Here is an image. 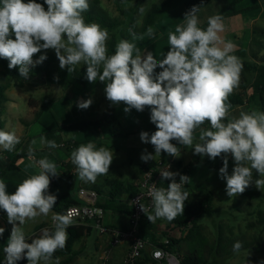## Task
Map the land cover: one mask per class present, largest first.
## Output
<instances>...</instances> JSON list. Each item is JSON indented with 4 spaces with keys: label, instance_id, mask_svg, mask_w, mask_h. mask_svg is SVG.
Returning <instances> with one entry per match:
<instances>
[{
    "label": "clouds",
    "instance_id": "9594fccd",
    "mask_svg": "<svg viewBox=\"0 0 264 264\" xmlns=\"http://www.w3.org/2000/svg\"><path fill=\"white\" fill-rule=\"evenodd\" d=\"M88 9V0H43V3L0 0V59L8 61L9 69L18 68L19 75L27 80L31 70L47 59L46 51L54 50L61 69L73 72L82 64L86 66L85 79L89 83H104L105 96L111 105L123 103L125 113L133 109L150 110V122L156 130L151 134L141 131L139 136L142 143L153 146L154 154L145 149L140 157L142 161L154 160L162 153L179 158L181 149L177 145H181L194 149L195 155L222 159L219 176L226 182L229 197L244 193L253 184L257 189L264 186V112L232 114L228 98L239 85L242 64L231 54L234 43L220 36L224 31L223 16H210L207 27L201 28L199 7L194 6L184 14V23L169 33L170 47L164 58L157 60L152 52L141 54L134 43L145 36L153 38L155 32L151 26L143 34L129 29L132 40L120 39L114 53L109 55L106 43L109 32L97 23L85 21L83 14ZM139 11L143 15L145 8L141 6ZM42 51L45 54L34 59ZM157 68L161 70L156 72ZM92 103L91 97L81 99L77 107L86 110ZM205 122L210 126L203 127ZM39 142L50 149L59 146L46 136H40ZM19 143L20 137L14 129H0V150L12 152ZM36 143L35 139L31 141L27 157L37 173L21 181L12 194L0 179V210L12 225L3 264H18L24 259L27 264H60V257L53 260L54 254L66 247L67 228L74 223L73 211L52 212L57 196L49 188L51 178L59 175L57 164L48 157L36 159L33 147ZM229 156L234 161L231 174ZM70 159L81 181L95 183L99 176L109 173L114 152L89 141L79 144ZM253 171L258 179L253 178ZM159 172L162 180L170 183L166 188L153 184L149 189L152 212L140 204L151 223L157 219L171 222L183 215L189 198L185 190L190 182L188 176L167 168ZM49 214L52 227L43 228L29 242L24 226ZM4 231L0 227V236ZM241 248L239 241L233 245L234 252Z\"/></svg>",
    "mask_w": 264,
    "mask_h": 264
},
{
    "label": "rangeland",
    "instance_id": "374dc122",
    "mask_svg": "<svg viewBox=\"0 0 264 264\" xmlns=\"http://www.w3.org/2000/svg\"><path fill=\"white\" fill-rule=\"evenodd\" d=\"M88 1L90 3H98L107 15L115 20L113 21L116 23V26L114 27L100 25L102 28H106L109 32V39L106 42L108 44V41L113 35L117 37V41L120 39L131 41L132 37L129 33V29H132V31L138 34V31H140L143 26V20L146 13L161 0H126V3L125 0ZM231 1L232 0H212L206 7L199 9L197 12L200 21L199 26L205 23L210 16H214L220 12ZM253 1L254 0H242L240 3L233 6V10L245 5H251L253 4ZM141 6L145 8L143 15H141L139 11ZM46 8L47 6H45V9ZM186 12H188V10L185 7V0H174L170 9L158 16L155 23L151 25L154 29L155 36L158 37V40L162 38L163 42V50L160 54H155L152 49L149 50L157 60L164 58L163 56L167 53L170 47L168 44V35L170 32H174L178 25L184 23L183 18ZM93 23L98 24L97 21ZM254 30L255 35H253V40L247 49L249 54H257L262 58L264 56V25L255 26ZM145 32L146 30L144 33ZM145 38H147V36H145ZM145 38L142 41H134L139 50L144 45L143 43L146 41ZM153 41L155 42L157 40L153 38ZM46 52L56 56L54 50H47ZM144 53L146 54V52H141V54ZM56 65L59 66L58 58ZM77 67L82 69L83 72V79L82 82H78L80 83L79 85H84L86 88H90L94 85H105L100 81L89 83L85 79L86 66L81 64L77 65ZM7 82L10 83V87L5 91L7 101L0 103V129H4L5 121L11 118H14V121H20L31 137L39 134L42 129L49 128L53 115L43 113L42 118H40L41 120L34 119V115L36 112L40 111V101L42 98H60L64 92V88L59 87L58 85H47L40 79H33L30 83L28 82L23 86H19L16 79L4 76L0 73V83L4 84ZM241 83L242 77L240 75L239 85L233 92H242ZM252 93V88H249L246 91V105L235 108V111L232 112L233 115L238 116L240 111L250 112L258 110L264 112V103H261V100L258 97L251 99L250 96H252ZM73 119L76 121L83 120V118L77 117L76 115L73 116ZM142 122L147 124L150 122V118L146 119L145 122L143 118ZM137 125L138 124L135 122L125 121L118 124V126L116 125V127H105L103 130L110 132L116 131L117 129L119 132H122L121 130L124 129V127L135 130ZM207 127L208 126H205V128ZM93 132L94 130L88 129L84 134H86L85 136H92ZM125 140L127 141V139H116L112 141L111 144L115 147H120L122 144L128 145ZM129 140L130 143H133L131 137H129ZM173 142L176 143V141ZM196 142H198V139ZM186 150H188V148ZM189 151H191L192 155L196 157L195 165L197 166L191 175V182L197 185L198 193L202 188L210 190L214 195V201L212 207L202 213L197 219L198 225H194L191 231L186 230V233L179 235L184 237V241L181 243V254L182 252L183 254H189L194 247L197 248L201 245L204 256L209 264H264V225L259 223V214L264 212V186L257 189L253 184L248 187L244 193L229 197L225 191L226 182L219 176V169L223 166L222 159L218 157L221 165L219 168H211L208 164L210 159L207 156L201 157L200 155H195L194 149H189ZM129 154L130 156L126 159L122 157L120 153L115 155V158L112 161L113 165H110L109 173L104 175L103 178H105V180L101 183L106 185L99 187L104 193L108 192L114 183L120 182L122 184H133L136 181L139 163L135 157V151H129ZM129 159L132 160V165L126 164ZM233 167L234 161L229 156V174H231ZM6 176L7 179L15 180V173L7 172ZM253 178H259L255 171H253ZM251 187H253L259 194L255 198L247 193V190ZM94 188L96 187L89 189L94 190ZM60 189L61 187H57L58 191ZM7 192L12 194L15 191ZM4 213L3 210H0V217L3 216ZM33 224L34 223L29 221L24 226L26 235L30 234V229ZM0 227L5 229L3 236H0V241L4 239V241L8 243L12 226L5 228L0 219ZM85 236L86 237L83 240H79L74 244L73 250L80 251L81 254L76 258L73 264H105L104 251H106L107 248L103 246L100 250L97 247L98 244L96 239L99 236V232L94 229L90 236ZM237 241L241 242V244L248 242L251 244V247L241 248L238 253L234 252L233 245ZM1 245L2 243L0 242V253L3 255ZM3 247H5V245ZM4 259L5 256H3L0 264H3ZM63 259H65V257H60V262Z\"/></svg>",
    "mask_w": 264,
    "mask_h": 264
},
{
    "label": "trees",
    "instance_id": "16d2710c",
    "mask_svg": "<svg viewBox=\"0 0 264 264\" xmlns=\"http://www.w3.org/2000/svg\"><path fill=\"white\" fill-rule=\"evenodd\" d=\"M27 1V0H25ZM97 1V0H96ZM212 0H185V7L190 11L194 6L199 7V9L206 7ZM242 0H232L227 6H225L220 12L216 15H222L223 18L241 14L252 10V7L243 8L240 10H233V6L237 3H240ZM38 3H43V0H37ZM89 2V1H88ZM174 0H161L157 5L152 7L144 16L143 26L141 30L138 31V34H143L144 31L151 25L155 23V20L163 12L170 9ZM47 6V5H45ZM85 21L87 23L98 22L99 25H107L109 27L116 26L115 20L111 19L107 13L98 5V3L89 2V9L84 14ZM208 21V20H207ZM207 21L203 23L200 27L206 28ZM255 32V31H254ZM14 38V37H13ZM118 43L117 37L113 35L108 41L107 48L108 54L111 55L115 51V45ZM45 54L44 52L38 53L34 56V59H38L39 55ZM239 58L242 64V70L240 75L242 77L241 88L242 92H232L228 98V102L232 105V111L240 106L246 105V91L249 88H252L253 93L250 96L251 99L258 97L261 100V103H264V56L261 58L257 54H249L247 48H240L231 53ZM47 59L40 65H37L30 72V78L25 80L19 75L18 68L9 69L8 61L5 59H0V73L4 76L14 78L18 81L19 86H23L30 81L40 79L47 85H58L63 88H68L75 83L82 82L83 72L82 69L76 66V70L73 72H68L67 69H61L56 65L57 57L51 53L46 52ZM161 69L157 68L155 71L159 72ZM58 77V80L55 79ZM35 82V81H34ZM33 82V83H34ZM10 87V83H0V103L7 101L5 91ZM55 101V99L50 97H44L40 101V111L36 112L35 119L38 120L42 117L45 109ZM117 118L114 111L108 112L107 114L96 117L92 119L82 120L68 126H58L55 129H45L42 132V136H46L48 140H55L56 143H60L58 134L61 131L65 130H74V131H85V130H100L105 127H110L116 122ZM210 126L207 122L203 125ZM58 144V143H57ZM75 146V142H65L62 144V147L71 148ZM17 148V145H16ZM16 150V149H15ZM7 152L0 150V177L4 176L7 172L14 171L16 169V164L19 160L27 157V150L24 148L18 149L16 152ZM46 150H52L46 146ZM37 152L35 151V154ZM35 158L37 156L35 155ZM154 163H148L141 167L140 172L144 167L152 166ZM216 168H219L221 165L218 162L213 164ZM212 166V167H213ZM75 182V180H74ZM73 182V184H74ZM95 191L101 197L98 200V205L101 206L106 214L112 213H123L129 215L132 213V207L129 205V200L138 192V186L132 183L122 184L120 182L114 183L108 190V195L105 198H102L103 190L100 188H94ZM50 192V190H49ZM51 193V192H50ZM194 189L193 193L189 195L188 200L185 201L184 213L183 215H178L173 221L169 222L166 219H159L160 222H165L166 228L162 230V234L158 235L156 232L155 223H151L147 216H145L140 225V235L141 238L147 242V246L155 248H164L173 253H177L181 256L182 260L187 264H209L202 247H194L189 254H181V243L184 241L183 236H178L173 234L175 231H178L180 234L186 232V230H192L193 226L198 225L197 219L207 211L213 204L214 195L210 190L204 188L199 190ZM247 193L253 198L257 197L259 194L253 188H249ZM57 201L55 207L52 209L55 213L64 214L65 210L72 206L81 204V202L75 199L70 192H66L61 195H56ZM259 223L264 225V212L259 214ZM45 225L41 224L37 228V231L42 229ZM93 231L92 228H85L84 226L80 227H70L67 228L68 240L66 247L63 250H57L54 254L55 257H65L60 264H73L76 258L81 254L80 251H74L73 246L75 242L80 240L82 237L89 235ZM39 235H35L37 237ZM30 238V239H32ZM29 239V242H31ZM168 240V243H166ZM146 246V249H147ZM6 247V246H5ZM4 247V248H5ZM251 244L248 242L242 243V248H249ZM143 250L142 257L135 264H154V260L151 256V253ZM5 256L4 249L3 255L0 253V261ZM18 264H27V260H21Z\"/></svg>",
    "mask_w": 264,
    "mask_h": 264
},
{
    "label": "crops",
    "instance_id": "0c3cea01",
    "mask_svg": "<svg viewBox=\"0 0 264 264\" xmlns=\"http://www.w3.org/2000/svg\"><path fill=\"white\" fill-rule=\"evenodd\" d=\"M247 7H252L253 9L247 12H243L241 14L232 15L224 18V31L220 33V36L225 41H231L234 43L235 48L233 51L240 48H249L253 40V35H255L254 27L259 25H264V0H254L253 4L245 5L243 7L236 8L235 10H240ZM153 38H155V40L157 41L154 42ZM153 38H148V37L145 38L146 41L143 43L144 45L141 47L140 52L147 53L149 52L150 49H152V51L155 54L158 53L160 54L162 52L163 50L162 38L159 40L157 36ZM79 84L80 83H75L74 85L68 88H64V92L60 98L53 97L55 101L51 103L45 109L44 112V114L47 113L53 115L52 122L50 123L51 125H49V128L47 129H55L58 126H68L76 122L82 121V120L76 121L75 119H73V116L75 115L77 117L83 118V120H87L96 117H101L107 114L108 112H111L112 110L114 111L115 116L117 118L116 122L112 125V127L114 126L116 127V125L118 126V124L123 123L125 121L135 122L138 125L135 130H132L128 127H124V129L121 130L122 132H119L117 129L116 131L107 132L104 131L102 128L100 130L94 131L92 136H85L86 134L84 133L86 130L74 131L69 129V130L61 131L58 134L60 143L59 142L57 143L59 146L52 150H46V145H42L39 142V137L42 136L41 134L45 129H42L41 132H39V134L31 137L30 134L26 132L23 124H21L20 121H14V118L6 120L4 123V129L5 130L15 129L16 134L20 137V143L17 144V148L15 152L18 149H22V148L27 150L31 141L35 139L37 143L33 147L37 152L35 154L37 158L40 159L43 157H48L50 161L57 164V171L59 175L51 178V183L49 188L52 194L61 195L66 192H70L75 199L79 200L80 202H83L81 197V192L83 189L86 188L89 189L92 187L99 188L101 186L103 187L106 185V184H101L105 180V178H103L104 175L99 176L95 183H85L81 181L76 174L75 166L71 163V159H70L71 152L76 147H78L79 144L88 143L89 141L96 144L97 147L103 146L112 150L114 152V158L115 155L120 153L122 157L126 159L128 156H130L129 151H135L136 153L135 157L139 163V169L137 171L136 181L133 183L136 186H138L141 180L140 169L142 166L148 163H155L158 160H163V161L174 160L176 162L175 172L188 176L190 178L189 185L191 186V188L192 187L195 189L198 188L197 185L191 182V175L193 174V170L197 168V166L195 165L196 157L192 155L191 151H189V149L193 150L192 148H188V150H186L187 149L186 147L177 145L181 149V155L179 158H174L167 155L166 153H162L161 156H156L154 160H150L148 162H144L141 160L140 158L141 154L145 149H147L149 153L154 154L153 146L150 144L142 143L139 136L141 131H147L149 132V134H151L156 130L155 125L152 124L151 122L147 124L142 122L143 118H144V122L146 119L150 118L149 116L150 110L148 108H145L143 112H137L135 109H133L131 110V112L125 113L123 110L125 105L123 103H121L120 105H111V103L106 99L104 92L105 85L104 86L94 85L90 88H86L84 85L81 86ZM89 97H91L93 100L91 106L86 110L79 109L77 107V102L81 99L86 100ZM234 111L235 109L232 112ZM34 119H35V115H34ZM195 135L198 139L199 131H197ZM129 137L133 139V143H130ZM116 139H127V141L126 140L125 141L128 145L122 144L120 145V147H115L111 144V142ZM65 142H73V143L75 142V146H72L71 148L62 147V144ZM172 143L174 142L172 141ZM218 161H219L218 158H216L215 160H209L208 164L211 168H216L215 166H213V164ZM112 163L111 165H113ZM126 164L132 165V160L129 159ZM16 165H17L16 169H14V171H10L12 173H15V180L7 179L6 176L7 173L4 176L0 177V179H3L7 184V191L10 192L15 191L16 190L15 186H17L21 181H23L30 175L36 174L38 171L35 167L31 166V162L28 160V157L19 160ZM177 177L179 178V176ZM57 187H61V189L58 191ZM107 193L108 192L103 193L102 198L107 197L108 195ZM100 199L101 197H99V200ZM52 212L54 211L52 210ZM0 219L2 220V224L5 228L12 226L7 221L6 213H4V215L1 216ZM127 221H128V217L126 214L110 212L106 214L104 223L106 226L115 229H126ZM50 222H51V214H49V217L47 218L44 217L38 218V222L32 225L30 229V234L27 235V237L30 239L35 234L40 235L41 230L45 228V226H47ZM154 223L156 226L157 234L158 235L162 234L161 231L166 228L165 222H160L156 220ZM41 224H44L45 226L37 231V228L41 226ZM85 228H91V227H85ZM92 229L94 231V228ZM92 232L89 234V236L92 234ZM173 234L178 236L180 235L178 231H175ZM85 237L86 236L82 237L80 240H83ZM109 238L110 237L108 235L99 234L98 238L96 239L98 244L97 247L100 250L102 249L103 246L107 248V250L104 251L105 264H123L124 258L128 251L129 244L125 242L117 246L111 247L109 245ZM0 242L2 243L1 249L3 250L4 249L3 246L4 245L6 246L7 243L6 241H4V239H2V241ZM152 250L153 248L151 246H147L146 251L148 252V254L151 253Z\"/></svg>",
    "mask_w": 264,
    "mask_h": 264
},
{
    "label": "built area",
    "instance_id": "2783aa9c",
    "mask_svg": "<svg viewBox=\"0 0 264 264\" xmlns=\"http://www.w3.org/2000/svg\"><path fill=\"white\" fill-rule=\"evenodd\" d=\"M167 168V170L175 172L176 162L174 160L163 161L158 160L152 166L144 167L141 173V180L138 184V192L128 201L132 207V213L127 215V228L115 229L106 226L104 223L106 212L99 206V194L93 189H83L81 192L82 201L81 204L72 205L65 210L74 212V223L70 227H91L99 232L101 235H108L109 245L111 247L127 242L129 244L127 254L124 258L123 264H135L141 257L143 250L146 249L147 242L141 238L140 225L142 219L146 216L141 210L140 204L148 207V211L152 212L151 198L148 195L149 189L153 184L157 187H167L170 183L169 180H162L160 170ZM177 182L179 178L176 177ZM195 188H191L188 184L185 185V190L189 192V195L193 193ZM197 190V188H196ZM52 227V221L45 226V228ZM168 243V240H166ZM151 256L155 261V264H187L181 256L177 253H173L164 248H155L151 252Z\"/></svg>",
    "mask_w": 264,
    "mask_h": 264
}]
</instances>
